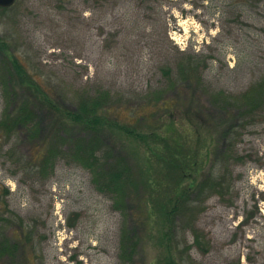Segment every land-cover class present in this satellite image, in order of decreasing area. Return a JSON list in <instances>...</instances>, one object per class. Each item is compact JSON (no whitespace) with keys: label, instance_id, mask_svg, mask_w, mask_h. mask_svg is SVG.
Returning <instances> with one entry per match:
<instances>
[{"label":"rangeland","instance_id":"obj_1","mask_svg":"<svg viewBox=\"0 0 264 264\" xmlns=\"http://www.w3.org/2000/svg\"><path fill=\"white\" fill-rule=\"evenodd\" d=\"M182 53L204 63L199 75L203 90L190 93L194 124L177 119L174 134L184 153L178 156L186 161L177 172L150 156L156 143L146 135L161 124V113L134 119L128 105L155 95L165 84L161 68ZM7 58L26 69L30 76L24 77L66 111L75 110L84 91L120 97L124 104L116 120L131 123L135 133L112 125L113 116L100 124V140L129 167L137 166L142 175L148 167L154 181L161 180L152 198L143 191L152 216L150 224L142 225L143 203L136 206L134 199L126 210L113 209L112 199L98 192L87 170L62 160L36 173L21 158L26 149L11 140L0 149V210L8 209L14 223L21 222L31 261L16 254L14 264H171L180 256L193 264H264V93L245 120L239 119L244 113L240 105L222 111L213 99L221 94L235 105L233 100H243L262 83L264 0H15L0 8V118L3 64L11 63ZM180 89L189 91L184 85ZM197 105L204 106L203 115ZM36 114L46 132L54 123L52 114L41 107ZM228 143L233 149L225 160ZM172 150L157 156L166 160ZM208 185L211 189L204 191ZM201 186L203 193L198 192ZM184 191L198 209L190 227L195 233L185 229L181 234L187 215L179 216L176 238L165 240L160 210ZM129 211L139 218L141 233L133 235ZM125 215V232L137 241L130 257L126 250L129 262L122 263Z\"/></svg>","mask_w":264,"mask_h":264},{"label":"trees","instance_id":"obj_2","mask_svg":"<svg viewBox=\"0 0 264 264\" xmlns=\"http://www.w3.org/2000/svg\"><path fill=\"white\" fill-rule=\"evenodd\" d=\"M182 55L171 65L161 68L165 84L157 90L158 92L155 95L153 94L149 98L145 96L138 103L128 105L129 112L132 114L130 118L134 119H145L147 112L149 114L161 113L163 118L161 124L152 130L151 135H146V137L151 138L156 143L155 148H151L154 153H150V151L149 153L153 159L160 163H166L167 167L177 172L181 168L184 169V164H186V161H180L178 156H182L184 153L179 142V136L174 134L175 127L178 124L177 119L194 124L190 117V115L193 117L191 109L194 99L193 96L190 97V93L197 89L203 90L199 75L204 63L198 56H187L184 53ZM9 60H11V63L4 62L3 64L2 82L4 89L3 113L0 118V149L2 148L1 146L9 144L11 140L15 139L16 145L20 149L22 147L26 149L21 158L28 160L32 164L31 169L36 173L52 169L56 160H62L66 164L81 166L89 173L91 183L98 192L108 195L112 199L113 209L121 212L128 207H132L136 200V206H138V203H143L146 209L144 220L142 214L140 213L139 215L142 220L140 221L141 224H150L151 220L149 218L152 216V211L147 208L148 204L143 198V191L145 190L146 197L152 198L159 191L156 187L158 184L161 186V180L156 179L157 184L148 167L144 175L137 170V166H135V172V168L133 166L132 168L129 167L126 159L120 153L112 152L108 146L101 142L99 137L102 133L100 132L102 129L100 124L105 123L106 119L111 120L114 116L115 119L112 125H119L116 119H119V115H121L124 101L120 97L111 98L108 91H99L97 95H94L95 92L86 93L84 91L82 95H79V99L75 101V110L66 111L59 107L57 103L59 101L49 97L44 90L40 89V86H36L24 77L30 76L26 69L13 59L7 58V61ZM16 79L19 80L18 83H16ZM261 82L257 88L255 87L250 93L248 92L243 100L240 99L238 100L239 102L233 100L235 105H230L232 101L230 98L217 94L216 98L213 99L219 103L214 104V106L224 111L229 107L240 105L244 113L239 119L245 120V117L253 113L255 107L257 108L260 103L264 93V79ZM183 85L189 91H182L180 88ZM202 92L206 94L205 91ZM165 93L166 95L164 96ZM197 106L200 108V115H203L204 106ZM39 107L46 109L48 113L52 114L54 119L51 127L43 133L40 130L39 119L36 114ZM119 129L125 133H132L135 128L131 126V123H127L120 124ZM156 130H161V134L159 135L155 132ZM228 132L229 130L226 131L225 137ZM170 135L173 136L169 138ZM13 145L11 149H15V143ZM172 146L174 150L168 153L166 160L157 156L162 150L169 151ZM232 149L233 145L228 143L226 152L223 155L225 160L231 157ZM159 156L161 155L159 154ZM188 159L190 160L189 156L186 157V160ZM191 162L193 166H196L193 158ZM159 169H161V166ZM138 177L143 182L142 197L138 194ZM221 180L225 182L224 177ZM219 184L221 183H216V185ZM210 189L211 185H208L204 191ZM198 192L203 193V186L199 188ZM185 197L186 191L182 192L177 201L168 199L162 210H160L161 215L163 213V220L165 217L166 230L163 234L165 240L176 238L175 227L179 216L187 215L181 234L184 235L185 229H191L192 220L198 209L191 206L195 202L185 199ZM132 211H129V221L134 227L133 235H135L137 232L141 233L142 229L138 226L140 223L136 224L139 218H134ZM11 214H9L8 209L0 210V264H14L13 257L16 254L20 257H25V260L29 263L31 261L26 256V241L21 240L24 235V228L20 224L21 222L14 223L15 218ZM126 222H128V217L125 215L122 219L123 224L119 240V258L122 263L129 262V260L125 261L126 250L130 257L136 247L135 241H137L136 238L130 239L132 236L129 237L125 232ZM192 232L195 233L194 230ZM194 236L195 242H198L197 234H194ZM178 244H184L183 237H181ZM19 263L22 264L20 260L17 264ZM187 263L193 264L190 258L180 256V259L173 260L171 264Z\"/></svg>","mask_w":264,"mask_h":264},{"label":"water","instance_id":"obj_3","mask_svg":"<svg viewBox=\"0 0 264 264\" xmlns=\"http://www.w3.org/2000/svg\"><path fill=\"white\" fill-rule=\"evenodd\" d=\"M15 0H0V8H8L13 5Z\"/></svg>","mask_w":264,"mask_h":264}]
</instances>
